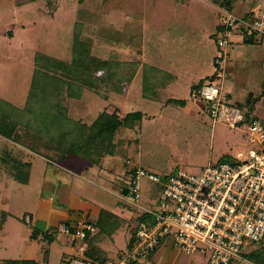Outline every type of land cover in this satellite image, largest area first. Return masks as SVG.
Masks as SVG:
<instances>
[{
	"label": "rangeland",
	"instance_id": "374dc122",
	"mask_svg": "<svg viewBox=\"0 0 264 264\" xmlns=\"http://www.w3.org/2000/svg\"><path fill=\"white\" fill-rule=\"evenodd\" d=\"M227 12L248 22L263 15L264 0H235L233 10L217 0H0V98L23 111L30 104L29 112L20 114L22 122L13 136L0 135V154L32 163L28 182L21 183L9 164L0 161V259L69 264L83 257L79 250L89 237L71 241L60 226L83 220L99 230V258L119 262L140 216L159 210L166 178L181 169L197 174L209 164L235 160L237 153L256 147L243 128L215 122L205 101L194 95L200 83L219 80L215 75L223 73L228 100L248 119L264 124V35H255L254 43L244 42L252 34L239 22L228 35L227 47H219L223 30L217 27ZM77 35L89 42L92 56L122 62L120 77L133 74L126 92L101 83L100 89L83 86L80 98L66 91L50 95V75L62 76V71L48 66L41 77L47 95L40 88L39 97L31 99L40 66L37 54L71 63ZM226 51L227 57H221ZM57 101L68 117L88 125L104 110H117L119 118L133 111L144 115L133 127L117 130L98 162L76 156L71 163L61 161L58 143L48 136L59 131L54 128L44 135L37 129L44 119L40 111L48 103L54 108ZM3 110L0 106V116ZM135 165L162 179H141L138 205L121 192L130 184ZM65 209L70 216L60 219ZM118 215L119 230L112 228L107 234ZM113 232L115 241L108 236ZM41 235H46L44 240ZM245 241L240 253L245 260L232 259L230 264H257L246 258L247 253L264 254V237ZM163 242L151 260L134 264H208L204 251L187 254L174 247L172 239Z\"/></svg>",
	"mask_w": 264,
	"mask_h": 264
},
{
	"label": "built area",
	"instance_id": "2783aa9c",
	"mask_svg": "<svg viewBox=\"0 0 264 264\" xmlns=\"http://www.w3.org/2000/svg\"><path fill=\"white\" fill-rule=\"evenodd\" d=\"M222 20L220 25L224 29L218 46L223 49L229 43L233 26L239 22L245 23L250 34L264 35V13L246 22L227 12ZM221 57L226 58L227 51ZM215 76L219 80L212 77L194 95L205 101L207 113L215 122L243 128L248 141L256 147L237 153L235 160L209 164L197 174L181 169L166 178L162 182L164 197L159 201V210L146 211L153 219L141 222L134 247L119 262L106 264H130L131 260L146 259L166 239H172L174 247L184 253H208V264H230L232 259L245 260L240 254L245 239L260 241L264 237V124L258 119H248L233 105L222 88L223 73ZM131 171L127 196L129 202L138 205L141 179L154 182L162 179L141 165H135ZM60 230L73 240H84L96 232V226L78 220L75 226L61 225ZM69 264L88 262L77 258Z\"/></svg>",
	"mask_w": 264,
	"mask_h": 264
},
{
	"label": "trees",
	"instance_id": "16d2710c",
	"mask_svg": "<svg viewBox=\"0 0 264 264\" xmlns=\"http://www.w3.org/2000/svg\"><path fill=\"white\" fill-rule=\"evenodd\" d=\"M234 2L235 0H217V3L225 7L227 10H233ZM217 29L223 30L224 28L220 25L217 27ZM254 36L255 35H252L249 38L244 37L243 41L246 43H254ZM36 58V63L40 64V66H38L39 69L36 70V75L33 80V91L30 93L31 99L35 96L39 97L36 89L41 88V93L44 92L43 94L47 95L46 88L41 85L43 84L41 81L44 80L41 77L42 73L45 75L47 74V70H45V68L48 66H50V68L52 67L62 71L63 77L50 75V79L52 83H54V87H52L53 89L51 88L52 90H50V95L54 96L62 95L64 91H66L70 97L80 98L83 86L100 89L102 86L101 83L113 91L124 93L133 79V74H127L126 78L120 77V72L117 69L121 67L122 62L106 59L104 60L92 56L89 42L82 40L78 35L74 37V57L71 63L50 58L41 53L37 54ZM40 68L42 69L40 70ZM161 84H163V81ZM202 84L203 83H200L197 88L200 89ZM0 106L4 108L3 112H5L0 116V135L11 138L16 132L17 127L22 122L19 119L20 114L22 113L24 115L25 111L28 113L30 110V104L23 111L21 108L15 107L12 104H9V102L0 98ZM51 106L52 104L48 103L47 108L42 112L40 111V114H44V119L42 118L43 116L41 117L38 115L37 119H39L40 116L41 120L38 123L40 128L37 129H39L45 135L49 133L50 130L56 128L59 132H57V134L50 133L48 136L51 137L54 142L58 143L56 145V151L62 152L60 155L61 161H68L71 163H74L77 158L81 157L84 160H90L94 163L98 162L103 157L107 147H109L117 130L121 126L133 127L136 123L142 121L144 115L142 111H133L128 112L123 118H119L117 110L113 112L104 110L99 114L92 124L88 125L85 123H78L77 121L68 117L64 109H62L60 101L54 103V108H51ZM6 108L8 111H6ZM60 130L66 132V134L62 132L63 135L65 134V139L62 142L58 141V137L60 135L62 136ZM17 135L18 133H16V136ZM47 144L50 146V142ZM2 160L9 164V166L12 168L15 178L18 181L21 183L28 182L32 165L30 162H23L6 153L5 155L0 154V161ZM131 173L132 171L130 170V175ZM129 193L130 185H128L127 189L124 190V195L127 196ZM152 219L153 216L147 213H144L140 216L139 222L136 224L135 230L131 236V239L129 240L128 250H131L136 243V231L139 228L141 222H150ZM120 221L121 218L118 217L116 222L113 224L115 226V228L113 226V229H118V224ZM64 224L71 226L69 221ZM46 235H49L48 231ZM46 235H44V237ZM155 250L151 254H153ZM246 258L257 264H264V254L259 253L258 251H251L247 253ZM138 261L139 260H131L130 264H134ZM2 264L37 263L33 259H7L4 260ZM142 264L145 263L143 262Z\"/></svg>",
	"mask_w": 264,
	"mask_h": 264
},
{
	"label": "crops",
	"instance_id": "0c3cea01",
	"mask_svg": "<svg viewBox=\"0 0 264 264\" xmlns=\"http://www.w3.org/2000/svg\"><path fill=\"white\" fill-rule=\"evenodd\" d=\"M32 164V163H31ZM31 167H32V165H31ZM129 179H130V177H129ZM50 184V183H49ZM125 189H127V186L126 187H123L122 188V190H121V192H122V194L124 195V190ZM62 215V216H61ZM60 215V219H67L70 215H69V210L68 209H65V213H63V214H61ZM120 215H118V217H119ZM30 219V218H29ZM52 222V224H55L54 223V221H51ZM113 227H109V230H108V232H107V234H109L112 230ZM98 229V228H97ZM96 229V230H97ZM111 230V231H110ZM119 230V229H118ZM117 230V231H118ZM116 231V232H117ZM116 232L114 233H112L111 235H108V236H110V239L111 240H113V241H115V237H114V235H116ZM99 237H100V233H99V230H97V233L93 236V237H89L88 238V240H87V243L85 244V245H81V247H80V256H83V257H75L74 259H77V258H79V259H84V260H86L87 262H88V264H106V262H110V260L108 261H106V259L105 258H103V259H101V258H99L100 256V253H99V251H101V246H99L97 243H95V238H97L98 240H99ZM39 238H41V240H44L45 239V237L44 236H42L41 235V237H39ZM70 240L71 241H76V240H73V239H71L70 238ZM78 240V239H77ZM1 243H2V234H1V232H0V245H1ZM93 243H94V245H93ZM165 242H162L158 247H157V249L155 250V252L153 253V254H151L148 258H147V260L149 261V260H151V258H153V256L158 252L157 250H159V248L164 244ZM75 250V249H74ZM122 254V253H121ZM121 256L122 255H120V258H121ZM7 259H9V258H7ZM7 259H0V264H2L3 263V261L4 260H7ZM12 259H18V258H12ZM24 259H33V258H22V259H18V260H24ZM73 259V260H74ZM33 260H35L36 261V263L38 264V262H37V260L36 259H33ZM144 263H145V261H144Z\"/></svg>",
	"mask_w": 264,
	"mask_h": 264
}]
</instances>
